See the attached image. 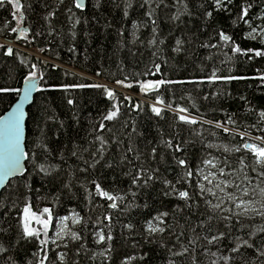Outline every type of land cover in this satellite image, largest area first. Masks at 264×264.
<instances>
[{"label": "snow or ice", "instance_id": "1", "mask_svg": "<svg viewBox=\"0 0 264 264\" xmlns=\"http://www.w3.org/2000/svg\"><path fill=\"white\" fill-rule=\"evenodd\" d=\"M0 8L11 17L0 31L29 44L46 38L78 55L80 37L112 36L124 73L115 85L146 98L66 70L73 81L56 82L58 65L0 44V264H264V107L229 88L264 89V70L238 73L264 60V0ZM178 58L199 60L201 74L184 78ZM88 89L102 93V109Z\"/></svg>", "mask_w": 264, "mask_h": 264}, {"label": "trees", "instance_id": "2", "mask_svg": "<svg viewBox=\"0 0 264 264\" xmlns=\"http://www.w3.org/2000/svg\"><path fill=\"white\" fill-rule=\"evenodd\" d=\"M112 15L109 16V19L113 17L116 20H119V13L116 9L111 10ZM107 14V13H106ZM5 19H11L9 15L8 8H0V28H2ZM28 22H25L24 26H27ZM15 26V21H13V25ZM93 31H97L93 29ZM147 34V33H145ZM12 43V44H8ZM0 44H5L7 46H12L16 52L19 53L20 59H28L32 62L38 61H47L50 65L56 64L59 68L53 72V76L56 78V82L65 81V82H72L74 77L72 75L65 76L64 70L68 71L69 73H75L77 76H85L88 82H97L106 84L109 87H113L116 89L118 93H124L126 95H131L134 100H141L143 101L146 99L143 96L138 95L137 89L127 90L122 87L115 85L114 81L116 79H123L124 73L118 71L116 64L117 60L113 57V37L112 36H105L102 30H99L97 38L92 41L91 44L85 43L83 37H80L78 40V55L70 54L67 51V43L61 45L56 41H52L51 43L48 42L46 38H41L35 43L29 44L23 40L16 39V34H9L8 31H0ZM51 49L41 52L40 49ZM85 49H87V53H85ZM85 55L89 57L87 61H85ZM122 55H127L122 54ZM206 55V53H205ZM57 56L59 59H57ZM3 57H0V62L3 61ZM139 59V57H137ZM180 59V64L178 65L179 73L184 77H192L198 76L201 74L200 68V61L197 60L195 64L191 61L188 62V65L185 66L183 58ZM148 62L147 56L143 58V63H139L138 66L135 68L136 71H142L144 69L145 64ZM128 67L127 71H133V64L131 57L127 59ZM101 65L103 66L104 75L97 77L94 75V71L101 70ZM260 68L264 70V60L257 59L250 64L242 63L238 66V73L241 75H257L256 69ZM47 70H51L50 68ZM259 81H241V82H233L229 88L233 91L234 94H246V95H255V103L260 106L264 107V95H261L264 92L260 86ZM190 87V86H186ZM205 93L215 90L214 86L204 85L201 86ZM222 87V86H220ZM118 88H122L124 90L129 91L131 94L123 92ZM82 95H86L92 100V107L95 109L97 105L102 109L104 107L102 103V93L99 90H84ZM55 95V94H54ZM180 95V88L177 86V96ZM151 102V101H149ZM228 104L232 105V110H235L237 107L236 103L227 101L225 102V106L227 107ZM58 111L63 113L65 110L63 108H58ZM253 119V118H250ZM258 134V133H253ZM139 218V217H138ZM143 221L141 220V223ZM118 231V229H117ZM139 239V237H137ZM130 250V249H129ZM155 264H159V262H155Z\"/></svg>", "mask_w": 264, "mask_h": 264}, {"label": "rangeland", "instance_id": "3", "mask_svg": "<svg viewBox=\"0 0 264 264\" xmlns=\"http://www.w3.org/2000/svg\"><path fill=\"white\" fill-rule=\"evenodd\" d=\"M8 44H12V43H8ZM119 90H121V91H123V92H126V93H129V94H131L129 91H127V90H124V89H122V88H118Z\"/></svg>", "mask_w": 264, "mask_h": 264}, {"label": "water", "instance_id": "4", "mask_svg": "<svg viewBox=\"0 0 264 264\" xmlns=\"http://www.w3.org/2000/svg\"><path fill=\"white\" fill-rule=\"evenodd\" d=\"M7 43H9V42H7Z\"/></svg>", "mask_w": 264, "mask_h": 264}]
</instances>
